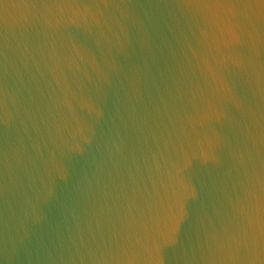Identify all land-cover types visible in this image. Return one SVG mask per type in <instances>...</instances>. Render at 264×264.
<instances>
[{"label":"water","instance_id":"water-1","mask_svg":"<svg viewBox=\"0 0 264 264\" xmlns=\"http://www.w3.org/2000/svg\"><path fill=\"white\" fill-rule=\"evenodd\" d=\"M0 264H264V0H0Z\"/></svg>","mask_w":264,"mask_h":264}]
</instances>
